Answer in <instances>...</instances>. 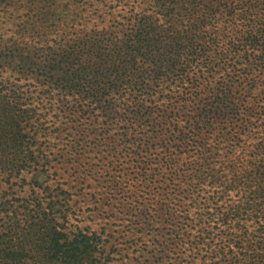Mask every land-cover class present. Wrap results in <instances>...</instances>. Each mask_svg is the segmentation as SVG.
<instances>
[{
	"label": "trees",
	"instance_id": "1",
	"mask_svg": "<svg viewBox=\"0 0 264 264\" xmlns=\"http://www.w3.org/2000/svg\"><path fill=\"white\" fill-rule=\"evenodd\" d=\"M18 78L93 108V142L134 154L158 190L146 219L171 228L159 260L264 264V0H0L2 113ZM5 118L0 145L19 136ZM55 212L0 231V264L110 263Z\"/></svg>",
	"mask_w": 264,
	"mask_h": 264
},
{
	"label": "rangeland",
	"instance_id": "2",
	"mask_svg": "<svg viewBox=\"0 0 264 264\" xmlns=\"http://www.w3.org/2000/svg\"><path fill=\"white\" fill-rule=\"evenodd\" d=\"M45 80L16 79L9 86L10 112H0V122L7 113L21 121L13 130L19 136L0 145V231L7 232L10 224L22 230L51 201L65 230L97 232L101 258H111L105 264H182L174 256L159 260L170 253L171 228L146 219L144 208L158 190L133 167L134 154L93 142L98 123L93 108L77 111L59 96L38 98ZM29 106L36 111L27 112ZM3 130L10 131L0 126ZM67 212L70 220L63 215Z\"/></svg>",
	"mask_w": 264,
	"mask_h": 264
}]
</instances>
